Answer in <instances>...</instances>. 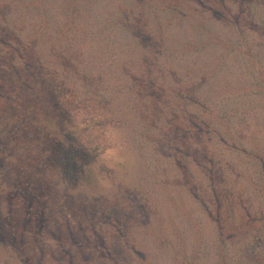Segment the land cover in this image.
Returning a JSON list of instances; mask_svg holds the SVG:
<instances>
[{
  "label": "rangeland",
  "instance_id": "rangeland-1",
  "mask_svg": "<svg viewBox=\"0 0 264 264\" xmlns=\"http://www.w3.org/2000/svg\"><path fill=\"white\" fill-rule=\"evenodd\" d=\"M12 1L38 2L0 0V264H264V0H76L69 61L70 0H41L43 28ZM53 82L115 138L83 182L38 140L64 144Z\"/></svg>",
  "mask_w": 264,
  "mask_h": 264
},
{
  "label": "trees",
  "instance_id": "trees-1",
  "mask_svg": "<svg viewBox=\"0 0 264 264\" xmlns=\"http://www.w3.org/2000/svg\"><path fill=\"white\" fill-rule=\"evenodd\" d=\"M90 1H95V0H90ZM10 5L14 9L25 8L26 12L29 11L30 8H32L33 12H38V9H40V12H41L40 16L42 18L40 28L46 27L47 17H45L44 15V12H46V8L42 4L41 0H38V2L36 3L35 2L26 3V2H13L12 1ZM65 6L67 7L65 9L67 12L66 16H68L65 19V23H64L65 24L64 27L66 29L61 27L57 31V38H58L59 44L61 45L60 57L68 58V61H69L71 59V56L75 52L74 47H76V45H74L73 43H71V41L68 40L69 37H66V32L72 28L71 22L74 18V15H72L73 12H77L76 11V7H77L76 0H70ZM7 22H8L7 24L1 23V25L3 26V30L0 34V37H2V40L4 38V41L6 39V35L16 37L15 32L14 33L12 32L13 35L11 33V31L16 30L15 23H9L10 21H7ZM12 22H15V21H12ZM5 26H6V29H5ZM99 34L101 35V37L97 39V42H99L98 45L97 43L95 44L96 40L94 37L91 39V42L94 43L93 47L104 45L107 42L106 38L109 34L107 32V26L104 25L102 28H100ZM40 35H41V32H39L38 37H40ZM64 43H66V45ZM176 54L177 53H175V56ZM98 56H99V53H96L95 56L90 55L88 59H91V61L93 60L96 61L98 60ZM91 73H93L91 72V67H86L85 71L82 73L83 74L82 78L84 79L90 78L92 76ZM125 84L126 86H129L132 84V82L125 83ZM125 84H122V85H125ZM72 91H73L72 87L71 89L63 88L62 82L59 84L58 82H53L44 87L41 85L39 86V90L38 92H36V96H35L36 99H39L36 104L37 105L48 104L50 108H49V111H46L47 118H50L53 120H55L56 118H61V125L59 127L60 131L58 132V134L60 135V137H63L64 144L58 143L57 139H52V137L50 138L47 132L44 133V137H41L40 136L41 131L45 127H40L39 129L40 134L38 136V140L40 139L43 142V144L46 147H48L49 153H51L52 152L51 149L54 148V152H58L59 150H61L62 154L63 153H73L75 154V156H79V159L81 158V160L74 159V158L72 160L70 157H67V159L64 161L62 166L60 165L61 163L58 162L54 164L52 168L53 170L61 169L62 172L64 173L62 174V176H64L65 178L70 177L71 180H73L74 178V180L76 179L80 182H83L85 179V175H86L85 166H89L93 162L98 161V158H100V155H102L107 150L112 148L114 146L112 144L113 143L112 139L115 140V138L109 137V135H111L112 133H109L111 130L106 128L109 123L108 122L109 119H107L104 113L97 114V112L95 111V107L101 108V109L104 108V105L101 102V100L100 101L93 100L96 103L94 107L92 106L93 102L91 101L92 100L91 95H88V96L86 95L85 98H82L81 95H79V97L78 95H72L71 94ZM184 100L192 102V104H195L196 99H190V98L184 97ZM88 108H90V111L88 110ZM18 114L19 113H16V115ZM17 118L19 119V117ZM76 118L78 120H81V122L75 123L74 125ZM70 126H72L73 129H71ZM65 130H70V131H65ZM108 140H109V143H107ZM65 144L67 145L65 146ZM101 169L104 170V166L100 167V170ZM107 170L109 171L110 169H107ZM66 180L69 181L67 178Z\"/></svg>",
  "mask_w": 264,
  "mask_h": 264
}]
</instances>
